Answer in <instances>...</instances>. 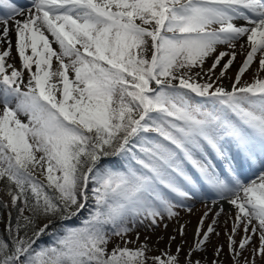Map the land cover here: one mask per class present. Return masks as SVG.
Masks as SVG:
<instances>
[{
	"label": "snow or ice",
	"instance_id": "1",
	"mask_svg": "<svg viewBox=\"0 0 264 264\" xmlns=\"http://www.w3.org/2000/svg\"><path fill=\"white\" fill-rule=\"evenodd\" d=\"M261 73L264 0H0V264H202L221 201L233 264L253 235L243 264L264 259ZM195 200L219 210L183 262L175 236L155 256L127 246ZM113 237L124 246L109 251Z\"/></svg>",
	"mask_w": 264,
	"mask_h": 264
},
{
	"label": "rangeland",
	"instance_id": "2",
	"mask_svg": "<svg viewBox=\"0 0 264 264\" xmlns=\"http://www.w3.org/2000/svg\"><path fill=\"white\" fill-rule=\"evenodd\" d=\"M17 3L19 4H26L27 0H17ZM51 39V37H49ZM12 39V55L9 60L10 63H13L18 69L20 68V61L19 57L17 56L15 52V37L14 33L11 35ZM54 48H57V46L54 44ZM223 50V49H221ZM243 56L237 55L236 62L233 66V68L229 72V77H232L234 79V73L237 69V67L241 64L243 60ZM55 64V61L53 62V66ZM258 67V63L254 62L250 69L246 72V74L243 77V80H247L251 82V78L253 77V73L256 71ZM262 76H264V73H261ZM27 80V73L25 74V81ZM225 86H229L231 83V80L228 78H225L223 81ZM22 120H26V117H21ZM0 191L5 196L4 198L0 197V200L7 201L8 197L4 194L3 189L0 187ZM221 204H223L224 212L217 218L218 223L215 225V232L210 235V239L208 243L205 246V250L201 253L194 254V259H200L202 261V264H211V261L214 259H219L221 264H233L231 254L228 251V234L231 233L232 229V219H229L228 214L231 213L232 217L234 218L235 212L231 208L230 205L226 201H221ZM191 212L180 210V216L177 219L168 220L167 218L164 219L162 223H160L159 227L154 228L153 230H147L145 227L140 226L137 227L135 232L130 233L129 236L126 237V239H130L133 241H136V232L139 233V241H136L135 243H130L127 246L129 248H136L140 243H147L148 247L152 250L148 254L151 255H159L161 251L168 250L169 249V237L175 236L176 239L171 243V251L175 253L176 246L181 243V240L183 239V245H182V252L180 254L181 262L184 260V256L187 253L188 249L193 245L196 236H195V229L197 228L199 224L200 217L204 214L205 211L208 210V208H211L212 211L209 212V215L207 219L205 220L204 224V230L207 229V225L212 223V219L216 213V211L219 210V205L213 206L211 201H205V200H195L190 202ZM7 210L4 209L0 211V225H3V222L6 218ZM164 224H167V227H164ZM183 224L185 225L184 229V236L183 238L178 234L176 229L179 228V226ZM216 233H219V235H216ZM249 233L251 234V229H249ZM243 226H241L238 234L234 237V239L237 242V245L241 239V237L244 235ZM145 237L148 239L145 241ZM162 238V239H161ZM119 244V246H124L123 242L120 240L119 237H113L109 244H108V250H111L114 246ZM222 246V252L220 253V256L217 258L214 255V249L216 247ZM258 247L259 246V237L258 235H253V239L251 244H249L244 251L243 255L239 258L241 261V264H243L244 258L248 257L251 259V249L252 247ZM256 264H264V259H261L260 257L256 258Z\"/></svg>",
	"mask_w": 264,
	"mask_h": 264
},
{
	"label": "trees",
	"instance_id": "3",
	"mask_svg": "<svg viewBox=\"0 0 264 264\" xmlns=\"http://www.w3.org/2000/svg\"><path fill=\"white\" fill-rule=\"evenodd\" d=\"M57 50H58V48H57ZM54 67H55V64H54ZM0 187L2 189H4V186H3L2 183H0ZM2 210H4V209L0 208V211H2ZM8 214L9 213H8V210H7V215H6V218H5L4 222H3V225H0V235H6V225H7V222H8ZM14 215L15 214L13 213V216ZM81 215L82 216H86L87 213L85 212V213H82ZM78 225H79V219H74V220L68 222V226L69 227H75V226H78ZM42 242L48 243V242H50V239L48 237H44ZM120 247H123V246H120ZM109 251H111V250H109ZM148 255L154 256V255H151V254H148Z\"/></svg>",
	"mask_w": 264,
	"mask_h": 264
},
{
	"label": "bare ground",
	"instance_id": "4",
	"mask_svg": "<svg viewBox=\"0 0 264 264\" xmlns=\"http://www.w3.org/2000/svg\"><path fill=\"white\" fill-rule=\"evenodd\" d=\"M0 197L4 198L5 196L3 195V193L0 191ZM5 199V198H4ZM6 200V199H5Z\"/></svg>",
	"mask_w": 264,
	"mask_h": 264
}]
</instances>
